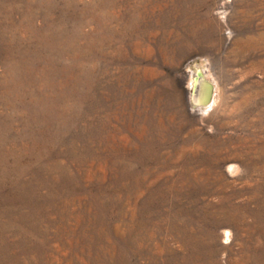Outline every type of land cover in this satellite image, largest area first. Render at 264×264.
Listing matches in <instances>:
<instances>
[{
    "label": "rangeland",
    "instance_id": "rangeland-1",
    "mask_svg": "<svg viewBox=\"0 0 264 264\" xmlns=\"http://www.w3.org/2000/svg\"><path fill=\"white\" fill-rule=\"evenodd\" d=\"M0 264H264V0H0Z\"/></svg>",
    "mask_w": 264,
    "mask_h": 264
},
{
    "label": "bare ground",
    "instance_id": "bare-ground-1",
    "mask_svg": "<svg viewBox=\"0 0 264 264\" xmlns=\"http://www.w3.org/2000/svg\"><path fill=\"white\" fill-rule=\"evenodd\" d=\"M216 96L217 86L205 78L203 73L198 70L194 81V103H196L198 106H202L206 110L214 105L217 98Z\"/></svg>",
    "mask_w": 264,
    "mask_h": 264
},
{
    "label": "water",
    "instance_id": "water-1",
    "mask_svg": "<svg viewBox=\"0 0 264 264\" xmlns=\"http://www.w3.org/2000/svg\"><path fill=\"white\" fill-rule=\"evenodd\" d=\"M210 95H211V93H210Z\"/></svg>",
    "mask_w": 264,
    "mask_h": 264
}]
</instances>
